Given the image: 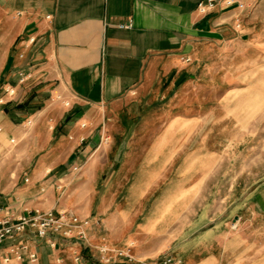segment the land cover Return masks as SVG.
Returning <instances> with one entry per match:
<instances>
[{
	"label": "crops",
	"instance_id": "obj_1",
	"mask_svg": "<svg viewBox=\"0 0 264 264\" xmlns=\"http://www.w3.org/2000/svg\"><path fill=\"white\" fill-rule=\"evenodd\" d=\"M202 1L0 0L6 47L18 41L22 51L11 70L19 84L9 86L18 90L10 106L20 120L47 114L51 129L50 158L41 160L35 178L68 162L51 181L26 188L32 197L26 204L24 194L17 197V215L75 213L114 264H137L117 257L119 251L137 261L167 254L182 264H264V203L231 218L232 207L217 211L210 202L222 160L213 115L234 107L230 99L205 98L217 81L223 86L264 52L262 6L250 8L264 0L221 3L207 15L198 11ZM233 91L225 89L224 98ZM2 123L8 137L9 123ZM61 178L63 204L53 199ZM79 191L97 194L96 217L78 205ZM7 203L0 195V209ZM77 240L28 231L0 246V264L20 243L42 264H91L84 260L88 241ZM7 264L27 262L11 255Z\"/></svg>",
	"mask_w": 264,
	"mask_h": 264
},
{
	"label": "rangeland",
	"instance_id": "obj_2",
	"mask_svg": "<svg viewBox=\"0 0 264 264\" xmlns=\"http://www.w3.org/2000/svg\"><path fill=\"white\" fill-rule=\"evenodd\" d=\"M257 5L262 6L259 9L261 10L260 15L263 16L258 21L264 25V3L255 2L250 8L256 9ZM6 46L7 42L0 28V195L7 199V205L12 206L10 209L17 212L18 196L25 195V204L32 198L31 194L27 196L26 188L32 187L36 181H38L37 185L51 181L59 172H63L68 162L59 161L46 178L42 177L38 180L35 178L41 160L50 158L49 150L53 147L48 145L51 129L46 122L47 114L36 117L29 115L23 120L17 118L16 113L19 110L14 105L16 104L14 100L18 90L14 89V94L10 95L11 97L7 96V90L12 91L9 86L14 87L19 84L18 80L15 83L14 73L11 70L15 69L16 59L22 54V51H20L18 41L9 48ZM8 65L10 71L7 72ZM244 68L245 70L241 72L240 69L234 70L233 76L223 86L221 82L217 81L216 89L205 95L207 101L210 97V101L217 104H224V101L230 99L234 107L231 114L217 113L213 115L215 121L218 122L217 128L214 130L217 138L216 149L222 160L218 163L216 172V193L210 199V202L216 201L217 211H224L226 208L232 207L231 212L229 209L231 218L235 211L241 212L242 207L245 211L248 208L252 211L261 201L264 203V52L258 55L254 54L249 59V64ZM220 72L222 74L224 71ZM240 74H244L242 81L239 80ZM29 84L30 82H25L21 84V88ZM228 88L234 90L232 97L224 98V90ZM200 93L202 95L204 91L202 90ZM20 101L21 98L18 102ZM12 103L14 104L10 106ZM64 103L65 101L62 102L63 105ZM7 105H9L8 110L14 113L13 115H7L5 108ZM25 105L28 110L34 109L28 103ZM4 119L10 126L8 137L5 136V128L2 123ZM51 157L54 158V155ZM49 169L51 168H47V170ZM60 180L64 179L61 178L56 182L59 183ZM56 187L58 190L53 199L63 204L65 183L62 181ZM80 193L79 191L76 197L78 205H83L87 212L92 213L91 218L96 217L97 194L84 193L82 196ZM48 196V192H46L45 198ZM83 197H87V199L81 202ZM88 207L90 209H87ZM261 219L263 218L260 217L258 221L261 222ZM238 227L236 221L231 225L232 230H236ZM77 241L78 246L81 245V242ZM94 245L88 237L86 246L89 247V250L84 260H88L91 264H105L102 262L100 254L102 246ZM64 248L62 249L64 250Z\"/></svg>",
	"mask_w": 264,
	"mask_h": 264
},
{
	"label": "built area",
	"instance_id": "obj_3",
	"mask_svg": "<svg viewBox=\"0 0 264 264\" xmlns=\"http://www.w3.org/2000/svg\"><path fill=\"white\" fill-rule=\"evenodd\" d=\"M221 3H223L226 8H231L238 4L236 0H203L198 6V11L202 15H207L215 10ZM23 81L24 79L22 78L21 82ZM7 93L13 95L14 89H12V91L8 90ZM0 212L3 213V217H0V246L4 245L7 241L16 239L18 236L28 231L34 233L39 238L57 235L65 239L77 238L82 243H87L88 241V237L83 230V226L87 225V222L82 221L75 213L68 210H52L47 212L33 210L17 215L16 212L9 207H4L0 209ZM53 246L55 247L56 244H53ZM109 253L110 251L106 248L100 249L102 262L105 264H114V258L111 257ZM11 255H14L18 261H26L27 264H42L38 254L36 252H31L29 246L24 243H20L17 247H14L9 253V256L4 258V263L7 264L10 262ZM116 256L130 263L136 262L137 264H182V261L167 254L157 258L139 261L135 260L131 251H119L116 253ZM82 260L80 255L75 259L77 263H83Z\"/></svg>",
	"mask_w": 264,
	"mask_h": 264
}]
</instances>
